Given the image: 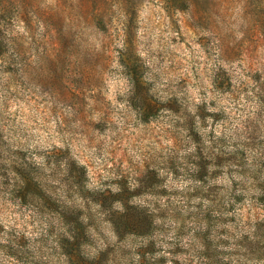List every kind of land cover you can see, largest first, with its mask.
Listing matches in <instances>:
<instances>
[{
    "label": "rangeland",
    "instance_id": "1",
    "mask_svg": "<svg viewBox=\"0 0 264 264\" xmlns=\"http://www.w3.org/2000/svg\"><path fill=\"white\" fill-rule=\"evenodd\" d=\"M0 264H264V0H0Z\"/></svg>",
    "mask_w": 264,
    "mask_h": 264
}]
</instances>
